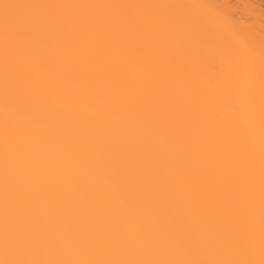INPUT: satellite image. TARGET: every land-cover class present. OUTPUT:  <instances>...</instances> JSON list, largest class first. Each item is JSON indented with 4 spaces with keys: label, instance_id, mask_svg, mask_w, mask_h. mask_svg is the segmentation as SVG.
<instances>
[{
    "label": "bare ground",
    "instance_id": "1",
    "mask_svg": "<svg viewBox=\"0 0 264 264\" xmlns=\"http://www.w3.org/2000/svg\"><path fill=\"white\" fill-rule=\"evenodd\" d=\"M4 2L194 4L205 7L138 11L177 19L215 12L224 21L221 31L225 39L233 28L251 35L256 55L258 258L259 56L264 39V4L259 5L257 0H0ZM75 11L82 16H98L118 15L121 10ZM97 38L98 34H89L87 40ZM162 38L175 61L185 65L205 88L215 83L221 69L236 72L237 87L243 88V68L234 69L230 49L223 42L210 39L202 44L199 38L194 39L188 42L191 54L185 55V42L170 33H162ZM106 51L110 63L121 66L130 77L136 75L137 66L122 48L106 44ZM41 55L48 56L49 62L36 64V57ZM25 64L32 68L20 90L24 121L21 137L28 155L21 153L24 200L16 231L26 257L37 253L49 259L189 258L234 250L236 241L228 239V221L206 208H196L190 185L176 179L180 172L190 171L198 181L202 154L192 151L188 141L174 144L163 125L156 127L153 119L145 117V113L158 116L155 104L144 102L143 110H138L141 98L133 99L126 82L93 79L85 75L89 66L79 58L61 59L47 46L36 47ZM167 118L183 119L171 110ZM241 121L246 126L243 117ZM216 147L210 139L208 150ZM97 237L110 241L111 246L97 245ZM219 238L226 239L230 247L219 249Z\"/></svg>",
    "mask_w": 264,
    "mask_h": 264
},
{
    "label": "snow or ice",
    "instance_id": "2",
    "mask_svg": "<svg viewBox=\"0 0 264 264\" xmlns=\"http://www.w3.org/2000/svg\"><path fill=\"white\" fill-rule=\"evenodd\" d=\"M196 9L201 5L160 4H59L0 3V264H264V39L259 56V254L256 253V55L252 37L232 29L224 38V21L215 12L190 15L180 19L145 14L138 10L165 8ZM79 9H118V15L82 16ZM185 26H188L187 29ZM162 33H170L185 42L184 53L192 52L188 42L199 38L223 42L231 52L233 67L243 68V88L237 87L236 72L221 69L209 88L193 78L188 68L169 54ZM89 34L98 38L87 40ZM106 44L122 48L137 66L134 77L119 65L109 62ZM38 46H47L61 59L77 57L89 66L93 79L109 83L126 82V90L143 103L156 105V127L164 126L174 144L188 141L192 151L203 156L198 181L190 171L180 172L176 179L190 185L193 204L228 221V239L236 241L234 250L211 256L189 258L166 255L145 258H40L37 253L26 257L17 236L16 225L24 200L20 180L21 153L28 155L21 130L23 106L20 90L30 78L32 68L25 64ZM36 57V64L49 62ZM79 67V63L76 65ZM183 119L169 120L167 112ZM246 121L242 126L241 118ZM217 146L209 151L210 142ZM187 159V154L185 155ZM224 193H230L225 196ZM165 211H167L165 209ZM96 244L110 247L111 242L97 237ZM195 246V245H194ZM217 247H230L219 238Z\"/></svg>",
    "mask_w": 264,
    "mask_h": 264
},
{
    "label": "rangeland",
    "instance_id": "3",
    "mask_svg": "<svg viewBox=\"0 0 264 264\" xmlns=\"http://www.w3.org/2000/svg\"><path fill=\"white\" fill-rule=\"evenodd\" d=\"M257 1L259 2V5H260V3H261V4H264L263 0H257ZM260 1H261V2H260ZM258 2H257V3H258ZM262 2H263V3H262ZM262 6H263V5H262ZM263 8H264V6H263Z\"/></svg>",
    "mask_w": 264,
    "mask_h": 264
}]
</instances>
